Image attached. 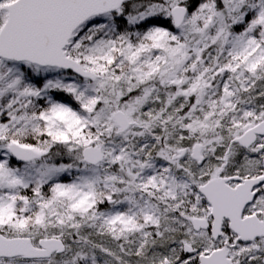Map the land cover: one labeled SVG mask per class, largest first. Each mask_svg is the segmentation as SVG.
Here are the masks:
<instances>
[{"label": "snow or ice", "instance_id": "6c2138e0", "mask_svg": "<svg viewBox=\"0 0 264 264\" xmlns=\"http://www.w3.org/2000/svg\"><path fill=\"white\" fill-rule=\"evenodd\" d=\"M0 264H264V0H0Z\"/></svg>", "mask_w": 264, "mask_h": 264}]
</instances>
